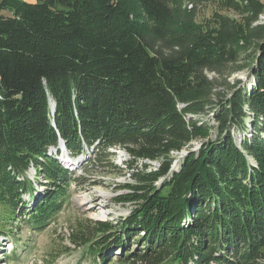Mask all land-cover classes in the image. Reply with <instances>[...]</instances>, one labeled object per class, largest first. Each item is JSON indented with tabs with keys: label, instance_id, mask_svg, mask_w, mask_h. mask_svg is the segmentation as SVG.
Returning a JSON list of instances; mask_svg holds the SVG:
<instances>
[{
	"label": "trees",
	"instance_id": "16d2710c",
	"mask_svg": "<svg viewBox=\"0 0 264 264\" xmlns=\"http://www.w3.org/2000/svg\"><path fill=\"white\" fill-rule=\"evenodd\" d=\"M189 2L0 0L3 224L45 229L88 172L74 179L67 160L102 164L121 147L134 181L119 200L134 207L85 235L100 264L115 250L122 264H264V0ZM212 3L239 17L199 24ZM240 51L249 86L228 80Z\"/></svg>",
	"mask_w": 264,
	"mask_h": 264
},
{
	"label": "rangeland",
	"instance_id": "374dc122",
	"mask_svg": "<svg viewBox=\"0 0 264 264\" xmlns=\"http://www.w3.org/2000/svg\"><path fill=\"white\" fill-rule=\"evenodd\" d=\"M34 1V0H27ZM184 11L192 9L190 0H183ZM217 4H203L196 10V21L200 24L205 20L212 18L214 12H220L226 16L237 19L239 16L232 10L220 9ZM2 14L8 15L3 12ZM264 19V15L261 16ZM251 52L240 51L237 63L232 67H241L235 71L228 80L233 85L237 80L243 81V84L249 86L251 81L248 80V65L251 61ZM243 66V67H242ZM209 79H218L214 73H208ZM214 114H208L211 125H216L213 121ZM248 133H251V127H248ZM215 130H212L210 136L215 137ZM246 131L236 129L234 136L237 142L243 139ZM200 145L199 142L194 143V148ZM113 153V158H104L102 164L94 162H86L83 158H76L78 164L70 168L75 172L74 179L84 171V167H88V174L71 183L70 190L67 192L62 211L57 214L51 224L41 231H34L30 225L26 224L22 217L17 216L11 223L3 224L0 215V229L7 234H0V264H100L99 258L90 253L87 246L84 245L85 235L87 232L96 234L97 224L102 222L117 221L120 217L127 216L133 209L131 203H124L119 200L120 195L130 192L129 188L124 185L133 184L131 174L133 168L126 166V161H130L131 157L121 147H114L109 150ZM184 156H178L173 165H176ZM113 163L111 166L109 163ZM130 163V162H128ZM138 169H142V165L147 166V170H157L159 163L139 161ZM118 166L120 170L115 167ZM137 166V165H136ZM135 166V167H136ZM33 173L32 177L33 179ZM114 223V222H113ZM91 235V234H90ZM99 235H92L89 238H97ZM137 240H135L136 242ZM136 249V244L133 247ZM120 252L115 250L112 254L113 262L119 263Z\"/></svg>",
	"mask_w": 264,
	"mask_h": 264
},
{
	"label": "water",
	"instance_id": "95a60500",
	"mask_svg": "<svg viewBox=\"0 0 264 264\" xmlns=\"http://www.w3.org/2000/svg\"><path fill=\"white\" fill-rule=\"evenodd\" d=\"M263 16V15H262ZM260 20L262 22H264V19H261V16H260ZM248 76V75H247ZM51 112L52 114H55V103L54 102H51ZM200 147V145H198L197 147L191 149L193 151L197 150L198 148ZM60 149L62 150V152L65 154L67 151H66V147H65V143L63 141H61V144H60ZM189 153V151L187 150H183L181 151L179 154H181V156H186L187 154ZM176 165L173 166V169H176L177 168V162L175 163Z\"/></svg>",
	"mask_w": 264,
	"mask_h": 264
},
{
	"label": "bare ground",
	"instance_id": "6f19581e",
	"mask_svg": "<svg viewBox=\"0 0 264 264\" xmlns=\"http://www.w3.org/2000/svg\"><path fill=\"white\" fill-rule=\"evenodd\" d=\"M32 172L35 173V171L33 169L31 170V175H32Z\"/></svg>",
	"mask_w": 264,
	"mask_h": 264
}]
</instances>
